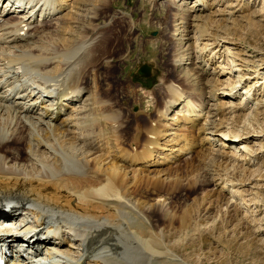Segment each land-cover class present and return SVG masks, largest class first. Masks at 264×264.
<instances>
[{
  "label": "bare ground",
  "instance_id": "obj_1",
  "mask_svg": "<svg viewBox=\"0 0 264 264\" xmlns=\"http://www.w3.org/2000/svg\"><path fill=\"white\" fill-rule=\"evenodd\" d=\"M178 1L173 0L169 35L180 49L171 52L170 65L184 87L160 77L153 91H163L161 106L146 95L154 114L140 130L145 141L137 151L133 143L128 149L104 145L101 127L107 123L117 134L120 111L85 82L86 56L101 35L94 28L76 34L83 19L80 0H0V219L12 217L7 208L15 205L36 226L52 223L61 233L28 242L0 237L6 264H185L165 246L150 218L165 200L159 195L144 200L129 175L139 180L159 173L193 149L222 156L236 144L233 148L251 155L238 144L239 135L220 134L227 120L220 122L219 114L227 104L242 109L254 100L256 107L252 87L264 75L239 92L245 101H225L238 96L243 76L223 85V75L241 69L228 57L216 63L230 52L206 26L214 2ZM195 41L201 43L197 49ZM112 55H104L107 67ZM20 149L23 158L14 154Z\"/></svg>",
  "mask_w": 264,
  "mask_h": 264
},
{
  "label": "rangeland",
  "instance_id": "obj_2",
  "mask_svg": "<svg viewBox=\"0 0 264 264\" xmlns=\"http://www.w3.org/2000/svg\"><path fill=\"white\" fill-rule=\"evenodd\" d=\"M80 2L83 19L75 28L76 34L84 35L94 28L101 35L96 43L98 47L88 51L86 56L85 82L89 81L92 90L97 88L102 99H108L120 111L114 122L118 124L117 134L107 123L101 127L106 140L104 145L128 149L133 143L138 151L145 141L140 130L148 126L154 114L146 95L152 94L157 106H161V99L163 102L165 98V95L162 98L163 91H153L160 77L184 87L170 65L171 52L180 49V44L172 42L169 35L173 0ZM213 2L211 10L215 13L208 14L211 19L206 26L210 36L223 38L220 48L230 52L216 57V63L228 57L241 69L231 76L223 75V85L229 86L232 82L227 78L237 79L239 73L243 76L236 85L238 96L223 99L243 102L245 99L240 93L256 77L264 75V0ZM186 32H181L183 38ZM193 44L196 49L201 45L197 41ZM110 54L113 61H108L110 66L107 67V62L103 61ZM99 57L104 59L98 60ZM142 64H148V74L140 70ZM92 78L100 84L95 86ZM255 88L252 87L253 93L256 92L253 96L256 107L254 100L242 109L226 103L227 107L220 108L219 114L220 122L227 120L220 134L239 135L243 140L238 144L246 145L245 151L252 152L251 155L233 148L236 144L227 147L228 154L222 156L206 151L200 155L199 150L194 152L193 149L189 155L164 164L159 173H146L148 175L144 174L141 180L134 173L129 175L133 190L136 188L144 200L152 202L156 195L165 200L162 210L151 212L150 218L165 246L177 254L182 263L264 264V102H261L264 82ZM134 136L137 139L132 141ZM14 154L18 158L24 156L22 149L15 150Z\"/></svg>",
  "mask_w": 264,
  "mask_h": 264
},
{
  "label": "water",
  "instance_id": "obj_3",
  "mask_svg": "<svg viewBox=\"0 0 264 264\" xmlns=\"http://www.w3.org/2000/svg\"><path fill=\"white\" fill-rule=\"evenodd\" d=\"M140 70L146 74L149 73V70H148V65L147 64H142L141 67H140Z\"/></svg>",
  "mask_w": 264,
  "mask_h": 264
}]
</instances>
